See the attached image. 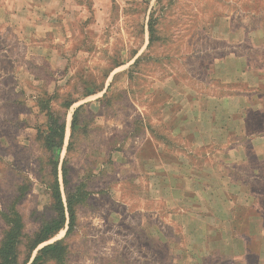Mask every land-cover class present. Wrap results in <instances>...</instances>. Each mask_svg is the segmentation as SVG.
<instances>
[{"label":"rangeland","instance_id":"374dc122","mask_svg":"<svg viewBox=\"0 0 264 264\" xmlns=\"http://www.w3.org/2000/svg\"><path fill=\"white\" fill-rule=\"evenodd\" d=\"M33 1L16 4L19 18H0V212L14 207L22 215L21 261L28 236L56 216V177L66 200V161L67 187L81 184L88 195L77 204L74 228L67 234V223L30 262L41 247L63 240L66 258L50 264H174L192 237L170 210L182 207L185 195L197 200L190 181L200 173L210 184L212 162L224 173L218 118L229 105L209 99L245 95L249 131H264V84L255 88L216 67L231 53L264 71V0H72L59 8ZM227 17L246 39L231 43L218 32ZM46 94L67 123L57 170L37 132L44 121L37 101ZM68 99H75L70 108ZM243 109L222 120L236 131ZM237 140L233 134L230 141ZM251 158L258 173L231 167L233 179L264 194V161ZM212 183L225 186L222 179ZM250 204L242 215L255 210ZM5 229L0 215V239Z\"/></svg>","mask_w":264,"mask_h":264},{"label":"crops","instance_id":"0c3cea01","mask_svg":"<svg viewBox=\"0 0 264 264\" xmlns=\"http://www.w3.org/2000/svg\"><path fill=\"white\" fill-rule=\"evenodd\" d=\"M16 1L0 0V18L3 17L6 20L10 17L19 18L21 10L16 4L24 6V4H32L34 2L33 0ZM44 1L46 5L52 4L56 8H59L70 3L72 0ZM75 1H77V4L83 5L81 0ZM231 18H225L223 27H220L221 22L217 24L218 32L220 34L224 33L225 36L227 35L226 38L231 43L234 42L236 37L241 38V40L246 39L247 33L243 31L244 28L241 27L243 29L241 30L238 27H234ZM51 30H56L55 25H53ZM34 50V47L30 45L28 51L33 53ZM44 52L49 53L50 49H46ZM235 57L236 55L230 53L228 57L222 59L221 63L220 61L217 62V69L222 65V70L225 74H229L230 78L233 77L235 80L249 83L250 86H254L255 88L264 84L263 68L250 67L247 63H243L241 60L242 56L239 57V60ZM233 58L235 60L233 63L237 66L229 67ZM64 61L66 60L64 59ZM53 62L52 58V65ZM62 68H66V63H63ZM215 98L209 99V104L212 105L214 102L220 100L229 105V107L224 108L223 112L225 115H222L224 117L218 118L219 133L225 137L221 141L223 144L222 151H219L221 154L219 161L224 165V173H218L219 162H212V179L208 178L210 184H207V178L200 173H198L199 176L193 177L190 181L191 186L195 185L193 187L190 186V190H193L194 193L196 192L195 194L198 196L197 200L195 198L189 199L185 195L182 207L177 206L175 210H170L171 214L175 211L174 218L179 228L185 234L187 233V236L192 237L191 241L182 243H190L191 246H188V251H181V253H177L173 257L174 264H264V194L248 189V180L233 179L231 173V167L243 169L252 167L253 171L258 173V165H252L251 157L253 155L257 164L264 161V131H249L245 107L251 104L248 106L243 105L248 100L245 95L235 93L223 96V98L221 96ZM259 101L262 102V99ZM236 107H243L244 109L241 111L243 117L239 118V126L236 124L237 129L235 131L234 123L231 120H222V118L228 119V114L231 115L230 109ZM213 110L215 109L213 108ZM207 112H209L208 114L211 113V111ZM233 134L238 139L236 142L230 141ZM253 177L256 178L257 176L253 175ZM221 179L225 184L224 188L214 187L212 182ZM234 187H239V189L234 190ZM232 194L234 195L228 197V195ZM167 195V191H165V196L167 197ZM178 198H181V196ZM257 199L259 200L255 203ZM249 203L255 207V210L252 211L251 209L248 216H244L242 215L243 206H247V204L249 206Z\"/></svg>","mask_w":264,"mask_h":264},{"label":"trees","instance_id":"16d2710c","mask_svg":"<svg viewBox=\"0 0 264 264\" xmlns=\"http://www.w3.org/2000/svg\"><path fill=\"white\" fill-rule=\"evenodd\" d=\"M151 36L154 33L152 22L149 23ZM89 94V93H88ZM42 96L38 99L37 103L44 115V121L40 124L37 132L39 137L44 143L45 149L50 153L55 163V169L59 163V156L64 147L66 137L67 123L57 111L53 109L52 96ZM75 99H68L65 103L66 108L72 107ZM83 105H79L72 116L71 123V137L75 130L80 127L79 114L83 109ZM72 142H69L68 150L71 148ZM68 167L66 161L63 164V181L66 186V200L63 199L62 191L58 177L51 184V196L56 216L48 222H45L42 227L34 233L32 237L28 236L26 248L29 249L28 258L21 261L19 247L23 244L25 238L24 223L22 215L14 208H8L0 215L5 221L6 229L0 239V264H29L31 253L42 243L54 237L65 225L68 223L67 234L74 228L76 224V207L77 204L84 202L87 197V191L83 185H78L75 190L67 187L68 180ZM67 213L69 218L67 217ZM68 246L63 240H57L48 243L41 247L30 264H50L49 261L53 260L56 263H62L66 258Z\"/></svg>","mask_w":264,"mask_h":264}]
</instances>
